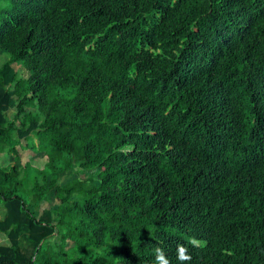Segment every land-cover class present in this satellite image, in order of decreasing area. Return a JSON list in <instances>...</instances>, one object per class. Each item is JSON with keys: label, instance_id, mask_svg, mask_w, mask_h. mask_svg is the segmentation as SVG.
<instances>
[{"label": "trees", "instance_id": "obj_1", "mask_svg": "<svg viewBox=\"0 0 264 264\" xmlns=\"http://www.w3.org/2000/svg\"><path fill=\"white\" fill-rule=\"evenodd\" d=\"M0 55V264H264V0H0Z\"/></svg>", "mask_w": 264, "mask_h": 264}, {"label": "rangeland", "instance_id": "obj_2", "mask_svg": "<svg viewBox=\"0 0 264 264\" xmlns=\"http://www.w3.org/2000/svg\"><path fill=\"white\" fill-rule=\"evenodd\" d=\"M3 61V57L0 55V63H2ZM13 68L15 71L18 72L19 76L20 77H23V74H22V70L20 69L19 65L18 64H14L13 65ZM10 99H11V104L9 106V109L7 111V116L9 117V120L10 118H12L13 114H14V100L15 98L10 94ZM15 124L17 125L18 122H15ZM22 146H24V142L22 141L21 142ZM27 152L26 151H23L21 152L20 154V160L17 161L16 163L12 161V157H3V156H0V165L1 166H6V165H9V166H15L16 169H20V166L22 165V163L24 161H27V160H32L33 158H38L40 159L39 157L41 156V153H35L34 155L32 156H27L28 154H26ZM29 157V158H27ZM41 166V161L37 162V167L39 168ZM74 172L69 174V176H65L63 178V181L66 182V181H70V179H76L80 182H84V183H90L92 185H96L97 183V171L96 169H93V170H81V169H75L73 170ZM58 204V202L56 200H49L47 202H41L39 203V207H38V210H37V213L41 212L42 210H49V209H52L56 207V205ZM3 208L1 207L0 205V218L3 217ZM1 243H6V239L5 237L0 233V244Z\"/></svg>", "mask_w": 264, "mask_h": 264}, {"label": "clouds", "instance_id": "obj_3", "mask_svg": "<svg viewBox=\"0 0 264 264\" xmlns=\"http://www.w3.org/2000/svg\"><path fill=\"white\" fill-rule=\"evenodd\" d=\"M191 244L195 245L197 242L192 239L189 241ZM154 254L153 264H170V261L166 255L165 250L162 247L155 246L152 249ZM192 257L188 252V249L184 245L177 246V260L180 264H187L191 261Z\"/></svg>", "mask_w": 264, "mask_h": 264}]
</instances>
